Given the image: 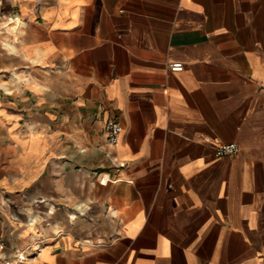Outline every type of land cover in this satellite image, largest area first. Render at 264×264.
I'll return each instance as SVG.
<instances>
[{
  "label": "crops",
  "instance_id": "obj_1",
  "mask_svg": "<svg viewBox=\"0 0 264 264\" xmlns=\"http://www.w3.org/2000/svg\"><path fill=\"white\" fill-rule=\"evenodd\" d=\"M34 238L28 264H264V0H0V259Z\"/></svg>",
  "mask_w": 264,
  "mask_h": 264
},
{
  "label": "built area",
  "instance_id": "obj_2",
  "mask_svg": "<svg viewBox=\"0 0 264 264\" xmlns=\"http://www.w3.org/2000/svg\"><path fill=\"white\" fill-rule=\"evenodd\" d=\"M170 69L172 71H181L184 69V63L181 61H174L170 63ZM104 131L107 135L108 141L115 144L117 143L120 133L122 131V124L118 120L109 119L108 121H106L104 125ZM216 149H217L216 154L218 157H227V156L235 155L238 152L239 147L236 142H229L218 145ZM101 181H106V176H104ZM36 240L37 238H34V241L28 244L27 248H32V249L37 248L39 246L38 244L39 242H37ZM25 251L26 250H23L17 253V257L19 259H25V255H24ZM7 264H13V262H7Z\"/></svg>",
  "mask_w": 264,
  "mask_h": 264
},
{
  "label": "rangeland",
  "instance_id": "obj_3",
  "mask_svg": "<svg viewBox=\"0 0 264 264\" xmlns=\"http://www.w3.org/2000/svg\"><path fill=\"white\" fill-rule=\"evenodd\" d=\"M36 241L39 242L38 243L39 246L37 248L32 249V248H27V246H25L22 249H14V251L12 252L13 255H11L10 257H4L3 259H0V264H7V262H13V264H28L30 259L35 255H37L42 250L45 243L42 238H37ZM23 250H26L24 253L25 259H19L17 257V253Z\"/></svg>",
  "mask_w": 264,
  "mask_h": 264
},
{
  "label": "bare ground",
  "instance_id": "obj_4",
  "mask_svg": "<svg viewBox=\"0 0 264 264\" xmlns=\"http://www.w3.org/2000/svg\"><path fill=\"white\" fill-rule=\"evenodd\" d=\"M33 222V221H32Z\"/></svg>",
  "mask_w": 264,
  "mask_h": 264
}]
</instances>
